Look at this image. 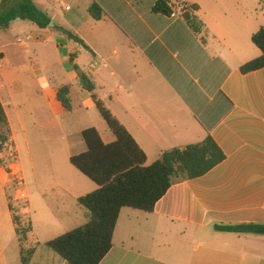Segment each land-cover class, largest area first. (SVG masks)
I'll return each mask as SVG.
<instances>
[{"label":"crops","instance_id":"0c3cea01","mask_svg":"<svg viewBox=\"0 0 264 264\" xmlns=\"http://www.w3.org/2000/svg\"><path fill=\"white\" fill-rule=\"evenodd\" d=\"M65 1L34 3L53 26L24 25L27 43L18 38V48L0 33V102L18 175L27 155L38 190L50 183L69 219L83 216L73 208L97 186L84 183L69 159L86 151L88 128L104 144L115 140L94 95L144 152L146 166L208 137L225 156L201 177L175 179L153 212L122 208L100 264H264V235L216 229L264 224V68L240 72L261 55L251 37L264 28V2L173 0L164 16L152 12L156 0ZM92 3L103 11L100 20L88 13ZM185 5L196 7L190 13L200 33L184 20ZM76 68L93 92L82 88ZM65 86L69 110L57 98Z\"/></svg>","mask_w":264,"mask_h":264},{"label":"trees","instance_id":"16d2710c","mask_svg":"<svg viewBox=\"0 0 264 264\" xmlns=\"http://www.w3.org/2000/svg\"><path fill=\"white\" fill-rule=\"evenodd\" d=\"M172 1L156 0L152 12L171 16L174 10ZM195 9L194 6L185 5L181 7V13L190 28L195 33H200L202 24L190 13ZM88 13L94 20H100L103 15L101 7L96 3L89 6ZM16 20L30 22L40 29L47 28L51 23L47 14L34 4V0H2L0 30H7ZM66 34L82 44L78 38L70 33ZM251 40L261 55L242 65V74L264 68V28L253 34ZM76 70L82 88L93 92L95 86L92 80L79 69ZM68 93L69 88L66 86L61 87L57 93L58 101L66 110L70 109ZM93 100L115 140L104 144L96 129L88 128L82 132L86 151L69 159L70 164L92 181L97 189L77 200L88 214L87 222L46 243L67 264H100L112 248V239L122 208L151 213L175 179L201 177L225 158L208 137L202 144L165 151L158 160L146 166V155L131 135L94 95ZM8 143L13 148L7 117L0 102V151ZM216 229L235 234L264 235V224L216 226ZM33 254L34 249L27 252L21 250V264H29Z\"/></svg>","mask_w":264,"mask_h":264},{"label":"rangeland","instance_id":"374dc122","mask_svg":"<svg viewBox=\"0 0 264 264\" xmlns=\"http://www.w3.org/2000/svg\"><path fill=\"white\" fill-rule=\"evenodd\" d=\"M34 3L38 5L39 0ZM65 4L73 6L71 0H66ZM24 25L33 29L36 27L29 22L19 21L11 25L8 31L0 33L6 35L7 42L12 47L18 48L15 43L18 38L22 43H27L29 31ZM51 159L54 160L53 157ZM22 161L24 177L17 173L16 153L11 144L8 143L0 151V264H20L19 253L30 249L35 252L30 264H58L62 260L46 243L84 224L88 220V214L83 207L77 205L73 209L82 211L83 216L70 220L65 214L66 209L58 206L60 193L51 190L50 183L47 182H41L39 186L42 189L38 190L28 156L23 155ZM71 169L84 183L93 185L78 170ZM38 171L41 175L48 172L43 168L42 161L38 163ZM83 189L84 192L87 190L85 186Z\"/></svg>","mask_w":264,"mask_h":264},{"label":"water","instance_id":"95a60500","mask_svg":"<svg viewBox=\"0 0 264 264\" xmlns=\"http://www.w3.org/2000/svg\"><path fill=\"white\" fill-rule=\"evenodd\" d=\"M49 26L52 27V26H53V23L51 22V23L49 24Z\"/></svg>","mask_w":264,"mask_h":264},{"label":"built area","instance_id":"2783aa9c","mask_svg":"<svg viewBox=\"0 0 264 264\" xmlns=\"http://www.w3.org/2000/svg\"><path fill=\"white\" fill-rule=\"evenodd\" d=\"M0 82H1V76H0ZM22 197H25V196L22 194Z\"/></svg>","mask_w":264,"mask_h":264}]
</instances>
